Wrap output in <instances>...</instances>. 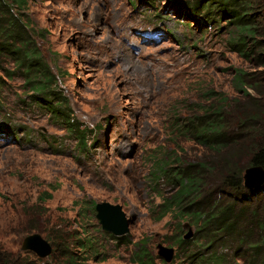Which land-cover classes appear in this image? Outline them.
Listing matches in <instances>:
<instances>
[{"label":"rangeland","instance_id":"obj_1","mask_svg":"<svg viewBox=\"0 0 264 264\" xmlns=\"http://www.w3.org/2000/svg\"><path fill=\"white\" fill-rule=\"evenodd\" d=\"M196 1L28 0L25 10L14 8L75 122L69 126L36 104L21 72L2 58L0 238L10 248L21 251L33 227L31 234L61 253L69 235L84 226L100 242L88 264H134L135 243L143 238L159 264H186L175 244L179 221L151 215L164 189L151 175L162 158L176 165L209 156L178 131L215 103L214 95L241 101L236 71L252 69L231 48L225 19L207 24L204 14L184 11ZM255 6L263 12L264 0ZM260 190L249 199H262L264 186ZM101 202L123 207L133 221L126 235L132 245H119L102 230L92 213ZM159 245L175 250L171 263Z\"/></svg>","mask_w":264,"mask_h":264},{"label":"trees","instance_id":"obj_2","mask_svg":"<svg viewBox=\"0 0 264 264\" xmlns=\"http://www.w3.org/2000/svg\"><path fill=\"white\" fill-rule=\"evenodd\" d=\"M256 2L197 0L192 11L181 9L188 15L204 14L207 24L225 19L231 30V48L252 67L236 71L234 89L241 101L214 95L217 101L202 106L200 115L188 119L178 131L209 156L192 161L177 159L176 165L162 158L151 175V182L164 183L163 192L158 193L160 202L151 215L157 221L168 216L179 221L175 244L180 253H186V264H264V197L249 199L261 190L250 191L243 184L246 168H264V10L256 11ZM27 6L28 0H0V65L2 58L11 60L30 86L34 102L47 106L56 119L73 127L75 120L63 110L67 99L55 94L56 76L33 34L25 32L23 19L15 13L14 8L25 10ZM79 133L80 143L86 146L84 131ZM185 221L194 231L191 239L184 238L181 222ZM84 228L80 226L69 235L61 253L54 247L47 260L14 250L0 238V264H50L58 259L60 264H88L98 257L100 242ZM32 229H26L24 236L31 235ZM106 235L119 245L133 244L127 236ZM135 248L134 264H159L147 238L135 243Z\"/></svg>","mask_w":264,"mask_h":264},{"label":"water","instance_id":"obj_3","mask_svg":"<svg viewBox=\"0 0 264 264\" xmlns=\"http://www.w3.org/2000/svg\"><path fill=\"white\" fill-rule=\"evenodd\" d=\"M243 184L247 190H259L264 186V168L262 166H252L245 169L243 173ZM96 219L102 227V230L114 237H123L130 232L133 221L127 217L121 205H114L107 202L96 203ZM190 233L185 235V239L193 237V229L189 224ZM160 254L166 252L165 261L171 263L174 258L175 250L168 249L159 245ZM21 251L31 252L39 259L45 260L53 254V246L43 238L41 234L35 233L26 236L21 243ZM163 253V254H162Z\"/></svg>","mask_w":264,"mask_h":264}]
</instances>
